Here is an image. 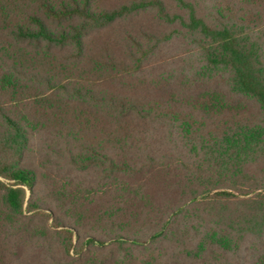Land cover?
Segmentation results:
<instances>
[{
    "label": "trees",
    "instance_id": "obj_1",
    "mask_svg": "<svg viewBox=\"0 0 264 264\" xmlns=\"http://www.w3.org/2000/svg\"><path fill=\"white\" fill-rule=\"evenodd\" d=\"M0 264H264V0H0Z\"/></svg>",
    "mask_w": 264,
    "mask_h": 264
}]
</instances>
